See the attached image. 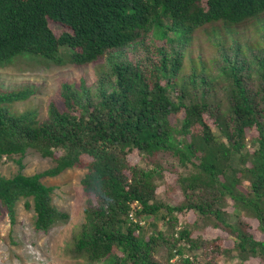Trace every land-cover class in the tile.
<instances>
[{"label": "trees", "instance_id": "16d2710c", "mask_svg": "<svg viewBox=\"0 0 264 264\" xmlns=\"http://www.w3.org/2000/svg\"><path fill=\"white\" fill-rule=\"evenodd\" d=\"M50 20L69 30L56 35ZM241 26L256 39L241 41ZM205 27L214 56L193 58ZM18 57L105 62L95 84L63 81L42 120L13 108L32 89H0V159L17 155L20 168L0 174V217L14 220L24 200L49 230L66 214L43 178L84 167L85 217L67 244L75 264L264 263V237L245 220L264 235V0H0V67ZM28 149L55 165L26 174ZM171 187L176 205L160 198ZM145 217L164 228L147 232Z\"/></svg>", "mask_w": 264, "mask_h": 264}, {"label": "rangeland", "instance_id": "374dc122", "mask_svg": "<svg viewBox=\"0 0 264 264\" xmlns=\"http://www.w3.org/2000/svg\"><path fill=\"white\" fill-rule=\"evenodd\" d=\"M49 25L56 35L69 30L53 20L49 21ZM206 28L200 29L194 34L193 41L189 46V53L192 54L193 58L202 56L205 59H210L214 56V38L210 36V28ZM239 30L235 35L240 37L241 41L256 39V32H253L252 26H241ZM224 38L229 39L226 36ZM126 55L129 58L134 57L132 52H127ZM101 62H105L104 59L85 65L72 63L61 65L54 62H39L33 57H18L11 64L0 67V89L8 92L32 89L33 95L26 101L14 104L13 108L18 110L33 108L38 111V118L42 120L46 118L50 102L59 97L63 81L80 84L84 79L88 85L95 84ZM18 157L15 155L1 158L0 174L8 177L16 174L20 169L16 161ZM138 158V154L130 155L133 162L137 161ZM23 164V171L26 174L41 172L55 165L51 158L43 157L33 149L27 150L23 157ZM85 172L84 167L76 166L57 176L43 178L46 185L54 187L52 192L53 204L66 214L63 220L49 230L44 231L35 227L33 206L25 207L24 200L17 202L14 220L7 211L0 217V264H75L77 262L68 253L67 244L76 225L84 221L87 196L83 191L81 178ZM169 183L172 184V181ZM163 189H160V198L162 196L169 204L176 205L182 199L177 187ZM186 218L193 221L195 215L190 212ZM245 220L256 236L264 237L257 228L256 219L245 217ZM141 222L149 233L154 232L157 228H164L162 221H154L151 217H145ZM201 234L207 238L216 236L228 238L227 233L210 227L201 231ZM224 244L229 245L230 240H224ZM162 251L164 258L166 253L164 250ZM179 258V255H176L170 259L168 264H184L178 262ZM220 262L222 264H238L236 259L229 257H222ZM247 264L264 263L253 258Z\"/></svg>", "mask_w": 264, "mask_h": 264}]
</instances>
